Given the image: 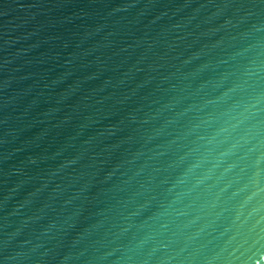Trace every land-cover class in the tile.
<instances>
[{
  "label": "water",
  "instance_id": "obj_1",
  "mask_svg": "<svg viewBox=\"0 0 264 264\" xmlns=\"http://www.w3.org/2000/svg\"><path fill=\"white\" fill-rule=\"evenodd\" d=\"M0 264H264V0H0Z\"/></svg>",
  "mask_w": 264,
  "mask_h": 264
}]
</instances>
